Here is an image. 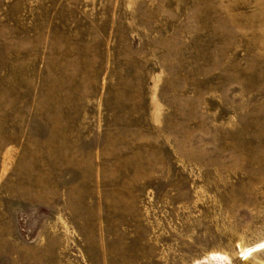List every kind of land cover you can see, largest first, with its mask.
Returning a JSON list of instances; mask_svg holds the SVG:
<instances>
[{"label": "rangeland", "instance_id": "1", "mask_svg": "<svg viewBox=\"0 0 264 264\" xmlns=\"http://www.w3.org/2000/svg\"><path fill=\"white\" fill-rule=\"evenodd\" d=\"M0 264H264V0H0Z\"/></svg>", "mask_w": 264, "mask_h": 264}]
</instances>
